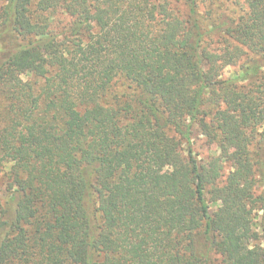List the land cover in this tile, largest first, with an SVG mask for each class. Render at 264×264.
Segmentation results:
<instances>
[{
    "label": "trees",
    "instance_id": "1",
    "mask_svg": "<svg viewBox=\"0 0 264 264\" xmlns=\"http://www.w3.org/2000/svg\"><path fill=\"white\" fill-rule=\"evenodd\" d=\"M260 184L264 0H0V264H264Z\"/></svg>",
    "mask_w": 264,
    "mask_h": 264
},
{
    "label": "rangeland",
    "instance_id": "2",
    "mask_svg": "<svg viewBox=\"0 0 264 264\" xmlns=\"http://www.w3.org/2000/svg\"><path fill=\"white\" fill-rule=\"evenodd\" d=\"M51 19H52L53 30L56 32V34L63 36L65 34L66 28L68 27V23H70V18H68L66 14H62L59 12L56 15H54ZM237 71L238 70L236 68L228 67L225 71L224 76L225 78L234 77L235 72ZM25 78L26 80H29L32 83H36V82H38L39 84L41 83V81L37 80L33 76L25 77ZM192 147H193L195 155L198 156V158L203 159V160H207L208 158L214 155H218L216 146L214 144H211L206 137H204L202 134L198 133L197 131H195L192 136ZM225 172L226 174H228L227 173L228 170H225ZM263 191H264V186L260 184L257 190V195H261ZM2 194L3 193L1 192V189H0V203L3 201L1 197ZM215 210H216V206H213L212 211H215ZM257 216L258 217L256 220V224L258 225L259 222L261 221L262 212H258Z\"/></svg>",
    "mask_w": 264,
    "mask_h": 264
}]
</instances>
